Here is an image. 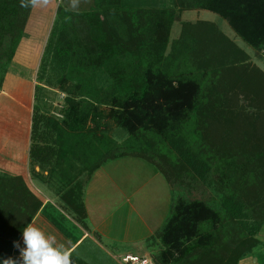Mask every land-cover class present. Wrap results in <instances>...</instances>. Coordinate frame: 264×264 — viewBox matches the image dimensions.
Segmentation results:
<instances>
[{
  "label": "trees",
  "instance_id": "trees-1",
  "mask_svg": "<svg viewBox=\"0 0 264 264\" xmlns=\"http://www.w3.org/2000/svg\"><path fill=\"white\" fill-rule=\"evenodd\" d=\"M188 1L191 6L187 9H199L217 15L250 48H264V0ZM33 4L34 0H0L2 70L13 58ZM102 7V18L91 13L80 15L77 23L80 36L76 35L74 40H70L66 28L59 33L55 30L51 32L46 45L44 58L52 50L60 60H69L80 68L112 64L107 69L111 79L108 88L97 95L83 93L88 99H67L65 127L80 133L89 119L102 120L107 117L115 126L124 129L133 141L148 135L156 136L175 156L173 161L169 158L171 167L168 171L160 170L169 185L179 167H184L194 181L208 188L217 186L220 192H227L220 200L224 212L222 216L204 199H173L169 216L158 232L163 249L152 259L154 264H241L258 247L257 236L264 227V72L253 66L247 73L250 92L257 95V101L250 104L257 109V115L254 116V123H249L251 129H247V134L252 135V138L241 133L230 142L228 150L220 149L208 157V154L197 150L196 141L192 142L185 134L187 125L193 123L194 135L197 139L200 137L199 115L210 107L204 84L205 55L196 39H192V44L185 45L188 64H179L173 57L167 59L164 56L173 24L172 11H137L134 23L119 16L117 0H109ZM102 19L108 26L111 39L120 45V52L126 50L135 57L131 62L121 64L114 61L115 52L111 42H107V48L99 49V40L94 38L99 35L97 31ZM69 29L70 32L73 30L72 27ZM217 35L219 41L249 61L244 51L221 33ZM180 38L172 45L174 54L178 52L176 45L187 40L186 37ZM221 47L220 43H212L208 53ZM231 57L234 60V56ZM79 88L75 87L77 90ZM104 107L108 108V112H105ZM43 120L45 117L35 107L31 125L34 140L29 153L34 162L42 164L50 156L46 152L51 151L49 147L41 148V145H47L46 142L35 140ZM141 149V153H130L119 148L115 153L153 162L151 154H143L152 149ZM44 154L47 155L43 157ZM3 186L4 182L0 181V188ZM4 202L0 196V223L4 217V222L8 223L4 225L9 227L0 231V259L10 257L13 242L19 240L23 228L31 223L40 206V202H37L32 213L24 214L21 211L16 219L19 223H11V220H7L11 214H6Z\"/></svg>",
  "mask_w": 264,
  "mask_h": 264
},
{
  "label": "rangeland",
  "instance_id": "rangeland-1",
  "mask_svg": "<svg viewBox=\"0 0 264 264\" xmlns=\"http://www.w3.org/2000/svg\"><path fill=\"white\" fill-rule=\"evenodd\" d=\"M108 1L34 0L13 58L3 70L0 69V181L4 182L3 188H0V196L2 202L5 201L3 207L6 214L12 215L7 218L11 223L18 222L16 219L21 211L32 213L38 202L35 200L34 191L18 175L21 167L25 168V172L28 171L32 178L35 175V163L28 156L34 140L31 136V125L35 107H38L39 112L45 117L35 136L36 141H43L49 145L118 144L120 151L130 153H141L143 147L145 150L152 149L143 154L147 156L151 154L154 157L153 162L148 163L162 176L161 171H168L171 167L170 162L175 156L169 153L166 145L156 136L148 135L139 141H133L124 129L115 126L107 117L102 120L89 119L82 133H72L64 125L68 108L67 99H88L83 93L97 95L108 88L111 79L107 69L112 64L80 68L69 60H60L52 50L44 58L48 39L52 31L57 30L56 33H59L66 28L68 39L74 40L76 35H79L80 27L77 23L80 15L91 13L102 18V6ZM117 1L119 7L116 9L119 16L134 23L136 22L134 14L137 11L168 9L173 12V24L165 58L173 57L179 64H188L189 58L186 54L188 50L185 45L192 44V39H196L197 45L203 51L206 73L204 84L207 87L210 107L199 115L201 135L198 139L192 130L193 123L186 126L185 134L192 142L196 141L195 148L211 157L215 151L228 150L230 142L241 133L252 138V135L247 134V129L251 127L250 122L251 125L254 123V116L257 115V109L250 106L257 101V95L250 92L247 73L253 66L264 71V48L255 50L244 44L217 15L199 9H187L191 6L188 0H182L181 3V0ZM94 24L96 27V22ZM100 24L97 31L99 35L94 38L99 40L97 41L100 43L99 49L107 48V42H111L115 52L114 61L121 64L131 62L135 57L126 50L120 52V45L111 39L106 22L102 19ZM71 27L73 30L70 32ZM219 33L233 44L235 43L232 40L236 39L237 44L247 53L249 61L244 60L232 47L219 41L217 35ZM180 37H186L187 40L176 45L178 52L174 54L172 45L177 43ZM89 41L92 42L91 39ZM212 43L216 45L220 43L222 47L208 53ZM229 55L234 56V60ZM75 87H80L79 89L84 92ZM103 109L108 112V108ZM110 135L114 140L109 138ZM191 176L188 170L179 167L176 176L171 177L172 201L176 197L187 200L204 199L222 216L224 212L220 207V200L227 192L223 190L220 192L217 186L208 188L201 182L194 181ZM6 223L3 217L0 231L9 228L8 225H4ZM248 223L251 224V221ZM257 239L259 245L253 252L257 257L264 256V227L261 228ZM10 257L13 259L19 257L15 247Z\"/></svg>",
  "mask_w": 264,
  "mask_h": 264
},
{
  "label": "crops",
  "instance_id": "crops-1",
  "mask_svg": "<svg viewBox=\"0 0 264 264\" xmlns=\"http://www.w3.org/2000/svg\"><path fill=\"white\" fill-rule=\"evenodd\" d=\"M44 147L50 156L34 162L33 178L25 168L18 171L40 202L30 224L64 244L73 263L121 264L125 254L152 260L162 251L158 232L169 216L171 187L152 165L119 156L118 144ZM17 243L23 247L22 236ZM241 264H264V256L253 252Z\"/></svg>",
  "mask_w": 264,
  "mask_h": 264
},
{
  "label": "clouds",
  "instance_id": "clouds-1",
  "mask_svg": "<svg viewBox=\"0 0 264 264\" xmlns=\"http://www.w3.org/2000/svg\"><path fill=\"white\" fill-rule=\"evenodd\" d=\"M23 247L13 242L19 257L0 259V264H73L71 253L64 244H58L52 235L28 223L22 230Z\"/></svg>",
  "mask_w": 264,
  "mask_h": 264
},
{
  "label": "built area",
  "instance_id": "built-area-1",
  "mask_svg": "<svg viewBox=\"0 0 264 264\" xmlns=\"http://www.w3.org/2000/svg\"><path fill=\"white\" fill-rule=\"evenodd\" d=\"M121 264H154L149 258L140 257L131 254H125L120 257Z\"/></svg>",
  "mask_w": 264,
  "mask_h": 264
}]
</instances>
